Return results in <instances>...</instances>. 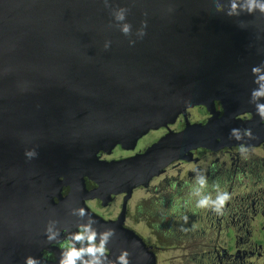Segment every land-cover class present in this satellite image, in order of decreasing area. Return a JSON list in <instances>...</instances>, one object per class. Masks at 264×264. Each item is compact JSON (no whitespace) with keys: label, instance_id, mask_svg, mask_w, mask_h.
Masks as SVG:
<instances>
[{"label":"flooded vegetation","instance_id":"1","mask_svg":"<svg viewBox=\"0 0 264 264\" xmlns=\"http://www.w3.org/2000/svg\"><path fill=\"white\" fill-rule=\"evenodd\" d=\"M110 4L111 8H116V0H110ZM50 8L58 13L57 18L48 14ZM111 8H105L102 0H34L24 7L33 21L34 29L36 25L37 32L47 34L54 27L64 28V37L53 45L36 47L42 49V58L36 56L33 50V57L20 58L16 62L28 66L29 59L34 58L44 70L59 72V63L63 60L67 65L76 53L80 68L89 67L102 76V69L109 68L116 76V22ZM243 18L251 19L248 15ZM22 21H25L24 24L28 22L25 19ZM14 25L0 24V43L5 47L10 46L9 57L13 58L15 56L13 53L11 55V50L27 48L35 39L29 28L26 29L28 33L24 30L20 34L19 31L23 29L13 30ZM227 27L229 30L234 29L232 23L231 27ZM106 39L112 41L108 51L102 48ZM57 52L59 60L53 57ZM8 65L6 62L2 66L7 69ZM5 69L2 72L5 83L14 82L19 87L6 88V93L11 97L13 95L14 102L11 105L16 109L13 114L17 116L18 126L12 124V135L3 137L13 142L8 153L13 161L6 169V181L3 182L5 197L1 225L4 228L0 231V264H22L28 255L39 259L40 264H58L67 233L62 231L59 240L46 242L44 225L48 219H57L75 230V218L69 215V211L73 207H80V194L83 207L100 221L98 226L116 230V236L109 245L110 258L114 259L121 249H126L135 252L129 257L131 264H143L135 262L136 256L143 258L148 252H151L154 264H264V125H261V132H256L250 126L260 140L246 143L252 151L247 160L239 154V143L227 147H215L213 144L199 146L190 151L189 158L171 162L160 176L153 177L147 185L134 187L125 201L121 228L116 227V218L122 209L124 192L116 193V189L98 191L99 185L88 171L78 182L85 168L140 153L168 131L181 130L186 122L203 124L213 117L221 118L224 115L226 120H235L243 127L252 121L264 124L256 115L254 106L248 103L250 94L247 98L236 97L227 88L204 91V96L195 97L196 101L184 104V109L176 112L170 124L150 128L134 142L114 135L111 129L103 132L95 128L81 142L70 139L68 128L61 139L56 140L53 135L58 117L54 97L58 94L54 78L39 76L42 78L18 80L20 76L17 71L11 70L5 74ZM60 85L67 86L63 81ZM170 93L173 96L177 91L170 90ZM40 100L45 104L40 105ZM178 107V103L171 102L173 110ZM20 112L24 113L26 122L30 117L33 121H41V126L32 124L35 139L29 133L30 122L26 127L20 125ZM230 112L234 115L231 116ZM59 122L61 125L65 119L59 118ZM33 147L37 148L39 155L27 161L24 150ZM87 164L91 165L87 167ZM193 167L205 170L209 184L219 182L222 188L233 194L223 216L218 217L195 208L194 200L189 196L194 177L191 171ZM137 190L146 192L147 196L150 194V201L169 204L175 209L170 217L172 223L169 217L163 216L160 223H154L151 220L152 211H146L140 205V199L133 197ZM155 192L159 195L152 196ZM143 198L145 200V195ZM184 216L188 217L187 223L183 220ZM182 228L187 231H182ZM126 231L132 232L138 239L125 236ZM177 252L179 255H173Z\"/></svg>","mask_w":264,"mask_h":264},{"label":"water","instance_id":"2","mask_svg":"<svg viewBox=\"0 0 264 264\" xmlns=\"http://www.w3.org/2000/svg\"><path fill=\"white\" fill-rule=\"evenodd\" d=\"M30 2L31 0H0V24L11 27L15 23L13 30L23 29L22 32L19 31L20 34L24 30L27 32L26 29L29 28L31 35L35 37L27 48L11 50V55L13 53L15 58L9 57L10 46L5 47L0 43V101L3 100L0 104V130L4 132L3 137L12 135V124L18 126L17 116L13 114L16 109L11 105L14 102L13 95L9 96L6 88H18L19 85L16 87L14 82L7 84L3 80L2 72L5 68L2 65L6 62L9 63L7 69L12 66L11 70L17 71L20 76L18 80L32 81L46 76L56 81L58 95L54 98L58 119L54 139L60 140L68 128L70 139L81 142L95 128L102 129L103 132L111 129L114 135L134 142L146 130L170 124L176 112L184 109V104L196 101L195 97L204 96V91L227 88L234 92V96L247 98L250 89L255 87L251 67L264 60V16L259 13L248 15L251 19H244L247 14H242L239 18L229 20V17L215 11L213 0H116V8L130 9L127 15V22L132 24L133 31L130 38L136 40L135 45L130 46L129 37H125L116 27V76H113V71L110 72L109 68L102 69L104 76L89 67L80 68L76 53L67 65L63 60L59 63L61 74L58 71L44 70L34 58L29 59L31 65L27 66L16 60L33 57V50L36 51V56L42 58L41 47L45 44L53 45L64 37V28L53 26L47 34H40L35 25L34 31L33 21L24 9L32 3ZM48 14L58 17L53 8L49 9ZM21 17L28 22L24 24ZM142 20L148 22L147 34L143 39H137L135 32ZM231 23L233 30L227 27H231ZM38 46L40 48L36 49ZM53 57L59 60L58 52ZM62 81L67 86H61ZM170 90L177 93L171 96ZM245 91L248 92L244 94ZM171 102L178 103L179 107L173 110ZM39 104L45 102L40 100ZM229 114L234 115L233 112ZM222 116L213 117L203 124L186 122L181 130L168 131L140 153L95 166L87 164V167L91 166L80 173L78 182H81L88 171L99 185L98 191L116 189V193L124 192L122 209L116 218V227L121 228L125 201L132 189L147 185L174 160L189 158L190 151L199 146L213 144L215 147H227L260 140L259 137L245 141L229 139L232 128L245 129L253 126L256 132H261V125L264 124L252 121L243 127L242 124L235 123V120H226ZM59 118L65 119L61 125ZM25 119L24 113L20 112V125L26 127L30 122L29 133L35 139L32 124L41 126V121L34 120V123L31 117L27 122ZM1 136L0 140L4 143L0 146V156L4 161H0V231L4 228L1 225L5 197L3 182L6 181V169L13 161L11 154H8L13 142L10 138L4 139ZM78 201L79 206L83 207L81 194ZM62 205L61 203L60 206ZM126 232L125 236L130 235L133 240L137 238L132 232ZM129 252L131 255L135 253ZM135 262L154 264L151 252L143 255V258L136 256Z\"/></svg>","mask_w":264,"mask_h":264},{"label":"clouds","instance_id":"3","mask_svg":"<svg viewBox=\"0 0 264 264\" xmlns=\"http://www.w3.org/2000/svg\"><path fill=\"white\" fill-rule=\"evenodd\" d=\"M102 2L105 8H111L110 0H102ZM213 3L217 13H222L229 18H239L242 14L252 16L255 13L264 16V0H213ZM129 11L130 9L127 7L111 8V14L116 22L114 26L119 28L125 37H129V45L134 46L136 40L130 38L133 35L132 24L127 22ZM144 15L147 16V13ZM147 24V20L141 21L140 27L135 32L137 39H143L147 34ZM111 45L112 41L106 39L102 48L104 51H108ZM9 71L11 70L5 69L6 73ZM251 76L255 87L250 89L248 103L254 106L256 115L264 122V60L251 67ZM229 139L245 141L256 139V136L250 127L232 128L229 132ZM23 154L27 161L34 160L39 155L35 147L26 148ZM239 154L242 159H249L252 155L251 146L241 143ZM191 171L194 173V177L189 196L194 200L195 208L209 211L218 217L223 216L227 205L233 199V194L222 188L219 182L213 181L209 184L204 169L193 167ZM69 215L75 218V230L57 219H48L44 225L43 234L46 242L59 240L62 231L67 233L66 242L62 245L59 253L58 264H131L129 259L131 253L126 249H121L114 259L108 255L109 245L116 236L114 228L98 226V221L84 207L71 208ZM183 220L187 223L188 217L184 216ZM193 227L195 226L193 225ZM181 230L187 231L185 228ZM173 255H179V253H173ZM22 264H40V261L28 255L24 257Z\"/></svg>","mask_w":264,"mask_h":264},{"label":"rangeland","instance_id":"4","mask_svg":"<svg viewBox=\"0 0 264 264\" xmlns=\"http://www.w3.org/2000/svg\"><path fill=\"white\" fill-rule=\"evenodd\" d=\"M2 101H0V104H1ZM3 103L7 104V102H3ZM0 135H2L1 136L2 138H3V136H5L4 132L2 130H0ZM3 143H4V141L0 140V146H2ZM1 159H3V158H1V156H0V161L2 163L4 160L2 161ZM156 177H158V176H156ZM154 194L157 195V196L159 195V194H156V192H155V193L152 194V196H154ZM144 195H145V200L143 198ZM149 195L147 196L146 192H144V191L139 192V190H137V192H135L133 197H137V200L140 199L139 200V201H141L140 205L143 206L146 211H148V212L152 211L153 215H152L151 220L154 223H160L162 221V218H161L162 216L165 217V218L169 217V222L172 223V221L170 220V217L172 216V213H175V209H173L169 204H165V203L159 204L157 201L155 202V200L154 201H150ZM190 200H191V198H190ZM132 205H133V203H132ZM168 208L170 209V213H168ZM170 225L172 226V224H170Z\"/></svg>","mask_w":264,"mask_h":264}]
</instances>
